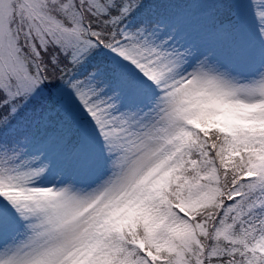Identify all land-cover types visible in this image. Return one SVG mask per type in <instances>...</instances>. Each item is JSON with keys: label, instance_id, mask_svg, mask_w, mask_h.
<instances>
[{"label": "snow or ice", "instance_id": "1", "mask_svg": "<svg viewBox=\"0 0 264 264\" xmlns=\"http://www.w3.org/2000/svg\"><path fill=\"white\" fill-rule=\"evenodd\" d=\"M0 264H264V0H0Z\"/></svg>", "mask_w": 264, "mask_h": 264}]
</instances>
